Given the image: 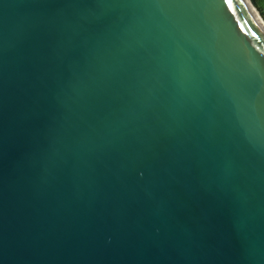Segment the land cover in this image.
Listing matches in <instances>:
<instances>
[{
	"label": "water",
	"instance_id": "1",
	"mask_svg": "<svg viewBox=\"0 0 264 264\" xmlns=\"http://www.w3.org/2000/svg\"><path fill=\"white\" fill-rule=\"evenodd\" d=\"M0 264H264L250 0H0Z\"/></svg>",
	"mask_w": 264,
	"mask_h": 264
},
{
	"label": "trees",
	"instance_id": "2",
	"mask_svg": "<svg viewBox=\"0 0 264 264\" xmlns=\"http://www.w3.org/2000/svg\"><path fill=\"white\" fill-rule=\"evenodd\" d=\"M250 2L264 22V0H250Z\"/></svg>",
	"mask_w": 264,
	"mask_h": 264
},
{
	"label": "snow or ice",
	"instance_id": "3",
	"mask_svg": "<svg viewBox=\"0 0 264 264\" xmlns=\"http://www.w3.org/2000/svg\"><path fill=\"white\" fill-rule=\"evenodd\" d=\"M224 3H225V4H228V3H229V0H224Z\"/></svg>",
	"mask_w": 264,
	"mask_h": 264
},
{
	"label": "rangeland",
	"instance_id": "4",
	"mask_svg": "<svg viewBox=\"0 0 264 264\" xmlns=\"http://www.w3.org/2000/svg\"><path fill=\"white\" fill-rule=\"evenodd\" d=\"M264 23V22H263Z\"/></svg>",
	"mask_w": 264,
	"mask_h": 264
}]
</instances>
